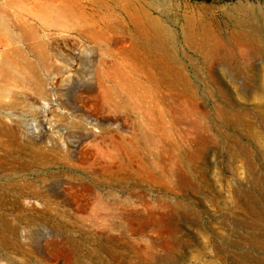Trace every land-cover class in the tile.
I'll return each instance as SVG.
<instances>
[{
    "label": "rangeland",
    "instance_id": "374dc122",
    "mask_svg": "<svg viewBox=\"0 0 264 264\" xmlns=\"http://www.w3.org/2000/svg\"><path fill=\"white\" fill-rule=\"evenodd\" d=\"M1 124L0 264H264V0H0Z\"/></svg>",
    "mask_w": 264,
    "mask_h": 264
},
{
    "label": "bare ground",
    "instance_id": "6f19581e",
    "mask_svg": "<svg viewBox=\"0 0 264 264\" xmlns=\"http://www.w3.org/2000/svg\"><path fill=\"white\" fill-rule=\"evenodd\" d=\"M4 132V133H9L11 134L12 136H16V131L14 128H9V126H6V125H3L1 124L0 125V134ZM3 140V139H2ZM3 142V141H2ZM22 144V143H21ZM0 149H1V144H0ZM1 155V154H0ZM11 157V156H10ZM1 160H2V156H0V164H1ZM4 163V162H3ZM9 166V165H8ZM20 184V183H19ZM14 188V187H13Z\"/></svg>",
    "mask_w": 264,
    "mask_h": 264
},
{
    "label": "trees",
    "instance_id": "16d2710c",
    "mask_svg": "<svg viewBox=\"0 0 264 264\" xmlns=\"http://www.w3.org/2000/svg\"><path fill=\"white\" fill-rule=\"evenodd\" d=\"M200 1H206V0H200Z\"/></svg>",
    "mask_w": 264,
    "mask_h": 264
}]
</instances>
